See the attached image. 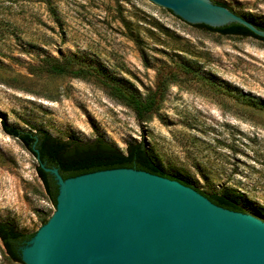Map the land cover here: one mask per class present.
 Instances as JSON below:
<instances>
[{"label": "rangeland", "instance_id": "obj_1", "mask_svg": "<svg viewBox=\"0 0 264 264\" xmlns=\"http://www.w3.org/2000/svg\"><path fill=\"white\" fill-rule=\"evenodd\" d=\"M264 27V0H215ZM67 62L91 75L46 72ZM109 84L108 86L105 85ZM166 86L145 121L113 92ZM1 122L61 140L144 142L163 173L264 222V44L183 24L148 0H0V222L35 234L54 213L36 159ZM0 264L11 260L0 240Z\"/></svg>", "mask_w": 264, "mask_h": 264}, {"label": "water", "instance_id": "obj_2", "mask_svg": "<svg viewBox=\"0 0 264 264\" xmlns=\"http://www.w3.org/2000/svg\"><path fill=\"white\" fill-rule=\"evenodd\" d=\"M148 1L183 24H237L264 38L215 0ZM41 167L58 194L52 216L19 247L25 264H264V222L177 180L133 168L63 179Z\"/></svg>", "mask_w": 264, "mask_h": 264}, {"label": "trees", "instance_id": "obj_3", "mask_svg": "<svg viewBox=\"0 0 264 264\" xmlns=\"http://www.w3.org/2000/svg\"><path fill=\"white\" fill-rule=\"evenodd\" d=\"M212 2L231 10L225 4L215 1ZM235 14L245 18L243 15L238 13ZM247 20L255 25L259 30L264 31V27L250 21L249 19ZM194 27L206 29L208 31L218 33L221 36L250 37L259 40L264 44V38L255 36L251 31L237 24H231L222 28H210L204 25H194ZM46 72L53 75H69L74 77L91 75V72H88L87 70L73 69L71 65L65 61L48 62L46 65ZM105 85L108 86L109 84L105 83ZM165 90L166 86L156 88L155 92L147 95L145 99H142L120 87L113 88L114 95L121 102L130 107L135 113L137 120L141 122H145L151 114L158 110ZM1 128L4 134L17 139L23 148L36 159V173L54 208L56 205L58 187L53 176L46 172L41 167V164H43L45 168H56L63 179L103 170L133 168L139 171H145L150 174L166 177L171 180H177L185 186L192 187L188 182L181 178L169 176L163 173L161 168L150 156L144 142L129 144L126 147L125 153H123L100 136L90 141H81L75 138L61 140L53 137L48 132L41 129L35 131H24L13 126H9L6 122H1ZM197 191L203 194L199 190ZM203 195L219 207L244 213L242 208L237 204L236 200L231 197L218 194ZM46 221L47 220H43L42 224H45ZM32 236L33 234L25 235L17 232L9 223L0 222V240L6 254L13 261L21 262L19 247Z\"/></svg>", "mask_w": 264, "mask_h": 264}]
</instances>
